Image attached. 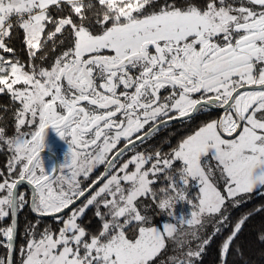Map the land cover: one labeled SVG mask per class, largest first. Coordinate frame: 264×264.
<instances>
[{"label":"snow or ice","instance_id":"1","mask_svg":"<svg viewBox=\"0 0 264 264\" xmlns=\"http://www.w3.org/2000/svg\"><path fill=\"white\" fill-rule=\"evenodd\" d=\"M18 32L27 62L11 43ZM0 94L19 105L13 134L0 126V223L11 218L0 264H155L169 240L167 264H202L217 240L219 264H251L242 238L264 205L232 211L264 189V0H0ZM213 110L223 114L171 152L143 149ZM49 127L68 143L51 171ZM149 198L173 220L152 226ZM178 201L190 214L169 211ZM26 206L38 219L20 233ZM90 209L95 233L80 223ZM46 216L61 226L38 232Z\"/></svg>","mask_w":264,"mask_h":264},{"label":"trees","instance_id":"2","mask_svg":"<svg viewBox=\"0 0 264 264\" xmlns=\"http://www.w3.org/2000/svg\"><path fill=\"white\" fill-rule=\"evenodd\" d=\"M231 2V0H230ZM13 46L17 49L18 54L22 57L23 61L27 62L28 57L24 51L25 45L23 43V33L18 32L14 33V38L11 42ZM52 45H49V49H51ZM60 49H57L56 52H49L48 60H45L42 63V66L47 67L52 62V59L58 55ZM40 64V61H37ZM19 105L14 104L10 96L7 94H0V126L5 127L7 134L11 135L14 132V113L18 109ZM223 113L218 110H213L211 113H201L194 116L191 120L187 121H175L172 124L167 125L164 129H162L153 139H151L146 145L143 146V149L146 150L147 153H154L157 150L161 151L162 154H167L174 149L180 141L186 138L188 135L193 134L200 126L204 123L217 119ZM25 131L28 129L25 128ZM123 143V142H122ZM121 143V146H122ZM131 153L129 154V156ZM8 157V153L5 151L0 154V170L4 169L6 158ZM64 156H55L49 155L50 160L52 161L53 166L57 163L59 165L61 158ZM210 166L213 171H215V163L214 161H209ZM123 163V160H121ZM180 167L179 164L175 165L173 171ZM104 170V166L101 165L97 170L92 174L91 180L88 181V184H91L92 180H95L97 176H99ZM26 186V185H24ZM87 186V185H85ZM153 189L157 191L159 195V189L167 187V182L164 177L161 176L158 178V183L152 185ZM196 187L193 185V191H190V197H194L196 195ZM163 198V197H161ZM144 204L151 205L149 208L147 215L152 218V226L162 227L164 223L170 222L173 220V217H169L165 210H161L157 207L158 201L153 202L150 198L143 201ZM264 205V189H261L260 192L255 193L251 196L250 199L247 200L242 207L232 211L233 217L239 216L241 213L246 211H251L255 208ZM143 211V208L141 209ZM169 211H173L174 215L182 214L187 216L191 212V205L186 201L177 202L172 209ZM231 211V209H230ZM94 209H90L87 215L83 218L80 223L82 226H85L90 232L95 233L99 227L100 222L97 220L94 215ZM70 212L65 213V217L69 215ZM11 218H6L2 223H0V227H7L10 224ZM38 217L31 212L30 208L27 206L19 213V230L20 233L24 232L25 225L28 223H35ZM90 221V222H89ZM264 224V212H261L257 215H254L253 218L249 221L248 226L245 229V236L242 238L246 240L244 248V261H250L251 264H264V245L259 244L256 241V233L261 228V225ZM45 226H50L52 230L58 229L61 225L56 223L52 217L41 218V224L39 225L38 232L42 230ZM211 231V229H209ZM24 243L23 235H18L17 240V248H19ZM167 247L160 256L156 259L155 264H161V261L164 264H167V259L170 255H173V242L171 240L167 241ZM219 244V240L214 242L209 246L206 253L202 257V264H219L217 260V245ZM7 252L5 248H0V257L6 256ZM231 260L236 261V264H243L238 257L233 255Z\"/></svg>","mask_w":264,"mask_h":264},{"label":"rangeland","instance_id":"3","mask_svg":"<svg viewBox=\"0 0 264 264\" xmlns=\"http://www.w3.org/2000/svg\"><path fill=\"white\" fill-rule=\"evenodd\" d=\"M45 144H46V147L42 150L41 157L43 159L45 169L51 171L54 168V166L52 164V161L50 160L51 158H49V155H55L57 157L58 156H64V158L61 157L63 159H61L59 165L64 163L65 162V154L68 152V143L66 142V140L61 139L52 127H49L47 129ZM212 161H214V160H212ZM214 163H215V161H214ZM209 164H210V162H209ZM59 165L57 164V167ZM192 183H193V185H195L194 181ZM178 202H181V201H178ZM181 215H182L181 213L176 214L175 217H179Z\"/></svg>","mask_w":264,"mask_h":264},{"label":"water","instance_id":"4","mask_svg":"<svg viewBox=\"0 0 264 264\" xmlns=\"http://www.w3.org/2000/svg\"><path fill=\"white\" fill-rule=\"evenodd\" d=\"M219 111V110H218ZM177 121H179V120H177ZM104 171V170H103ZM103 173V172H102ZM24 185H26L27 186V182H25V184ZM67 212H69V210H65V213H67ZM64 213V214H65ZM36 215V214H35ZM37 216V215H36ZM48 217H51V216H46V217H43V218H48ZM17 240H18V237H17ZM17 240H16V247H17Z\"/></svg>","mask_w":264,"mask_h":264},{"label":"flooded vegetation","instance_id":"5","mask_svg":"<svg viewBox=\"0 0 264 264\" xmlns=\"http://www.w3.org/2000/svg\"><path fill=\"white\" fill-rule=\"evenodd\" d=\"M55 167H57V163L55 164Z\"/></svg>","mask_w":264,"mask_h":264}]
</instances>
